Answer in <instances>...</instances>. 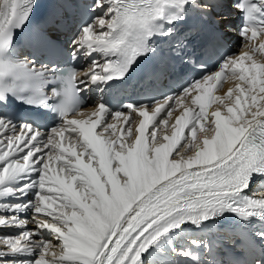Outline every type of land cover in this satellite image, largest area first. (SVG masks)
<instances>
[{
    "label": "snow or ice",
    "instance_id": "snow-or-ice-1",
    "mask_svg": "<svg viewBox=\"0 0 264 264\" xmlns=\"http://www.w3.org/2000/svg\"><path fill=\"white\" fill-rule=\"evenodd\" d=\"M41 7L0 0V229L16 230L0 235V264H264V186L252 191L264 185V0L234 5L241 46L215 70L177 32L191 11L208 18L204 0L56 5L36 39L54 52L58 9L77 8L63 66L19 58ZM163 44L147 99L113 110L112 89ZM177 71L191 79L150 94ZM228 79L238 83L212 95Z\"/></svg>",
    "mask_w": 264,
    "mask_h": 264
},
{
    "label": "bare ground",
    "instance_id": "bare-ground-1",
    "mask_svg": "<svg viewBox=\"0 0 264 264\" xmlns=\"http://www.w3.org/2000/svg\"><path fill=\"white\" fill-rule=\"evenodd\" d=\"M236 83H238V81H236L234 79L229 80V82H227V84L224 86V88L219 93H217L215 96H221V97L224 96V94L227 92V90L229 88L235 87ZM232 99L234 100V96ZM226 103L230 104V103H232V101L229 100V101H226ZM217 107H219V105L217 103H213L211 105V107L208 109V111L209 112L214 111ZM179 114H180V110L174 112L173 117L170 118V124L175 121V117ZM118 127H119V125H118ZM164 132H165V129H161V131H160V133H158V135L162 136L164 134ZM167 134L171 135V129L170 128L167 129ZM261 186H264V185L254 184L252 186V191H257ZM29 227H31V225H29ZM11 231H16V230L15 229H0V235L7 234Z\"/></svg>",
    "mask_w": 264,
    "mask_h": 264
}]
</instances>
